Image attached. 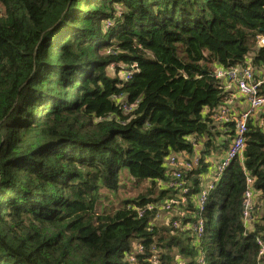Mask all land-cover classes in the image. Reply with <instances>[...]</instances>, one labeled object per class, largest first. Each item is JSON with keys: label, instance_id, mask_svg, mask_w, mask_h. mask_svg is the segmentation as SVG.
I'll return each mask as SVG.
<instances>
[{"label": "trees", "instance_id": "obj_1", "mask_svg": "<svg viewBox=\"0 0 264 264\" xmlns=\"http://www.w3.org/2000/svg\"><path fill=\"white\" fill-rule=\"evenodd\" d=\"M261 36L264 0H0V264H199L200 249L206 264L264 263L255 116L197 212L210 159L236 133L214 129L205 107L242 108L215 70L248 57L264 67ZM195 149L183 207L193 213H176L178 226L140 216L183 194L167 185L168 159ZM248 188L260 205L246 226Z\"/></svg>", "mask_w": 264, "mask_h": 264}, {"label": "built area", "instance_id": "obj_2", "mask_svg": "<svg viewBox=\"0 0 264 264\" xmlns=\"http://www.w3.org/2000/svg\"><path fill=\"white\" fill-rule=\"evenodd\" d=\"M259 45L264 47V36L259 37ZM246 65H236L230 68L219 67L215 70V76L218 79L224 81L227 87H235L237 89L236 94L242 98L239 102H244V106L240 110L232 111L228 106H219L217 108L205 107V112L210 113V117L213 120L214 129L220 128L226 130V126L230 123L234 124L236 133L232 137L229 146L226 150L222 151L221 154H217L211 157L210 160L213 163L209 166L206 174H203L205 181H203V188L199 195L198 202L200 209L197 212L201 213L204 211L203 203L207 200L210 191L217 185L221 180L223 173L229 167L231 162L236 157L241 156L244 150L245 136L248 131V120L255 116L256 120H259L260 124L264 129V95L260 94V88L264 84V67L258 68L253 67L248 57ZM114 64L111 65V68ZM125 68V66H123ZM130 77V75H128ZM137 103L127 105L128 108H135ZM225 140V135L223 136ZM168 162L172 169L173 176L167 181V185L170 188H181L182 193L176 197L168 198L164 203L147 204L144 208L138 210L139 215H143L146 210L155 211L154 220L157 223H163L169 219L175 226H178L179 222L171 219L176 213L181 216H186L188 213L193 211L187 208L180 207V204H186L188 202L187 194L190 190L188 178L193 171L201 165V154L198 149H195L194 153L190 157L183 156L179 153H172L169 157ZM212 169V170H211ZM211 170V171H210ZM187 176V178H185ZM252 177H247V183H252ZM256 193L252 188H248L244 192V217L246 224L248 223L249 217H251L252 210L255 207ZM197 202V203H198ZM185 206V205H184ZM247 219V220H246ZM200 224L195 226V230L202 235L203 220L199 219ZM199 235V236H200ZM261 244L260 256L264 253V240L257 238ZM138 252H142V245L139 243ZM131 259L134 261L133 264H138L135 257ZM199 264H206L205 259L201 258L198 261ZM258 264H264L259 258Z\"/></svg>", "mask_w": 264, "mask_h": 264}, {"label": "rangeland", "instance_id": "obj_3", "mask_svg": "<svg viewBox=\"0 0 264 264\" xmlns=\"http://www.w3.org/2000/svg\"><path fill=\"white\" fill-rule=\"evenodd\" d=\"M107 24H109V26L112 24V22L111 21H108L107 22ZM244 105V104H243ZM216 130H220V128H216ZM128 183H130V181H127ZM121 194H124V195H127V194H129V189L127 188V192H120ZM257 204L258 205H260L259 204V202H258V200H255V205L257 206ZM184 207V204H180V207ZM246 226H248V224L246 225ZM261 241H263L262 239H261ZM138 245H139V242H135V244H134V248L137 250L138 249ZM199 256H198V258L197 259H201V258H203L204 259V250L203 249H200L199 250ZM177 258H176V260H175V262L177 263V264H188V262H189V258L187 257V258H181L182 256H180V255H178V256H176ZM151 261H152V263L153 264H160V261L158 260V257H157V255H155L152 259H151Z\"/></svg>", "mask_w": 264, "mask_h": 264}, {"label": "crops", "instance_id": "obj_4", "mask_svg": "<svg viewBox=\"0 0 264 264\" xmlns=\"http://www.w3.org/2000/svg\"><path fill=\"white\" fill-rule=\"evenodd\" d=\"M241 100H243V99L241 98ZM243 104H244V102H240V105H241V106H244ZM211 170H212V169H211ZM211 170H210V171H211Z\"/></svg>", "mask_w": 264, "mask_h": 264}, {"label": "bare ground", "instance_id": "obj_5", "mask_svg": "<svg viewBox=\"0 0 264 264\" xmlns=\"http://www.w3.org/2000/svg\"><path fill=\"white\" fill-rule=\"evenodd\" d=\"M197 224H200V221H198V223Z\"/></svg>", "mask_w": 264, "mask_h": 264}]
</instances>
